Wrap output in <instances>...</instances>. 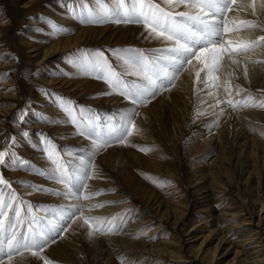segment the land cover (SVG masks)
I'll return each instance as SVG.
<instances>
[{
    "label": "rangeland",
    "instance_id": "rangeland-1",
    "mask_svg": "<svg viewBox=\"0 0 264 264\" xmlns=\"http://www.w3.org/2000/svg\"><path fill=\"white\" fill-rule=\"evenodd\" d=\"M29 1L31 0H8L12 7H15V9H18L21 12L20 15L15 16L19 41L30 40L31 42L39 44L45 50L50 48L52 44L60 40V38L66 39L77 37L80 33L81 36L85 35L84 37L92 40V42H88L89 44L80 46L81 48L77 47L74 49L63 50L57 55L53 56L52 59L50 58V61H45L42 66H39L35 62V59L24 52H21L23 56L21 58L20 47L15 46L11 42L7 43L6 45L4 53L10 56L12 61L15 63L13 67L7 70L5 76H0V84L3 82V80L6 79L5 81H7L10 79V77L15 73L17 65L20 62L25 61V67H27L32 74L23 73L20 77H18V80L22 84L25 91V96L15 100L0 99V150L7 149L9 154H16L15 160L9 159L7 163L0 165V176H2L4 180L11 182V189L15 191L17 196V201L14 202L13 209L8 210L9 216L13 217V219H0H4V235L7 236L9 231L12 230L10 225L16 223L15 207L18 203L19 207L21 208V216L19 217V223L15 229L16 231L20 232L21 234L28 235L29 237L32 235L33 231L44 230L48 232V243L45 245L42 252L34 250L38 251V254L33 256L31 252L22 250V256L16 254L13 255L11 264H44L45 260L51 261L52 264H98L95 262V253L91 249V244L94 243L96 236H117L122 228H126V226H128L129 222L127 223L124 221L125 219L123 217L116 220L111 219L113 224H120L118 231L107 234L95 232L94 234L90 235L89 232L91 230L89 226L83 222L85 217L81 216L80 213L77 212L76 208L74 207L75 204L69 203L65 204V206L63 205L59 207L49 203V200H46V198L52 197L55 193L63 194V192L66 191L64 185H61L59 189H57V184L59 183L48 178L53 172V169L56 167V165L53 164L49 159V153L54 151L55 156L59 157L62 163L69 168L79 164L81 157L88 159L90 153L93 152V146L90 139L79 134L80 129L84 128V123L81 122V117H83L85 122L89 121V118H92V120L100 126L99 130L101 133H107L111 129H119L121 125L124 124L122 116L125 113L133 112L130 110V107L133 104L128 99L117 94V92L110 88L104 80L97 79L95 73L86 74L85 71L79 67L76 61L84 52L101 50L105 53V56L109 59V62L119 70L121 62L113 50L135 49L144 52L148 57H160L165 56V52L162 51V49L165 48L164 46L166 44H171V42L162 41L161 39L155 38L154 35H149V32L145 29L143 24L115 23V18H113V20H105V22L98 24L83 22V20L87 18L88 10L91 9L95 12H102L104 9L114 7L116 0H32V4L28 7H25V3ZM162 6L167 7L166 5ZM3 8L4 5L0 1V15L2 14ZM259 9L260 12L258 11V15L264 20V10L262 8ZM175 10L178 11V9ZM62 16L68 18L70 22H72L71 26H67L58 20V17ZM84 29H89L90 31L87 34H82L80 31H83ZM244 29H258L264 36V27L247 29L243 28V30ZM97 34H102V37L99 41H97ZM110 40L121 41V44L110 47L103 46L104 42ZM262 43L264 46V41H262ZM152 46L153 48H149ZM184 70L179 73L178 77L174 79L172 84L168 85L166 88H161L154 96H148L145 100V103L139 105L140 108L143 107L153 111L151 113L152 118L149 123L150 126H153L152 130L154 132L161 134L160 132H162L161 128L163 126L167 127V129H169L171 132V139L168 140V145L172 152V156L165 154L163 148H161V145L157 141H153L151 144L147 141L145 142V136L143 135L144 131L138 125V115H135L133 116L135 128L132 129V135L128 136L124 143H118L115 140H112L110 142V146L103 148L99 152L95 153L94 156H92V161L95 165V167L92 169L93 172L100 171V165L105 164L104 166H108L107 161H102L101 159V157L107 153V156L110 155L108 157V161L109 159L114 161L115 173L124 174L131 170L133 173L137 174L138 177H140L148 186L155 188L162 198H171L181 201L184 205H193V203L197 201L196 197L186 195L182 189V186L178 185V183L175 182V179H164L158 174H153L138 169L137 165H129V163H131L129 149H134L147 158L152 156V153L159 152L157 154L158 159L174 163V166L170 169L179 167V162L177 160L182 162L185 160L183 163V169L184 172L189 175L188 177L197 180V183L202 184L203 182V185H207L206 180L202 179V177L205 176L204 174H207L209 167L214 162V159L216 158V152H207L201 154L197 158L189 157L191 156L192 151L198 148V143L204 135H216V132L226 125L227 117L224 110L220 112L212 111L209 105L203 104V99L196 97L195 93L188 87L185 91V98L187 99L184 102L178 100V96L183 95L182 93L180 94V89L183 86L181 85V81ZM30 75H34L35 80ZM52 76L71 80L73 86L70 87L66 85L64 87L65 90H61L57 88V86L50 85L48 84L47 80H49ZM126 79L133 80L137 79V77L128 76ZM79 83H83V86L79 87ZM0 88V90H3V87ZM255 91L264 92L260 88L255 89ZM5 92L6 94H9L12 92V89L9 88ZM166 92L167 99L165 101L167 103L164 108L166 113L164 117H162L163 119H161L156 117V112L159 110L161 105L158 103V100ZM39 97L42 99H39ZM46 97H50L49 104L51 105V110L49 112H43L39 110V106L45 105L41 104V102L42 100H45ZM69 101L72 103L71 116L67 111H65L64 108V102ZM106 105H108L109 108L113 107L111 111L114 112L111 114H106L101 120L99 119L97 110L99 107ZM10 107L15 108V114L12 119L6 120L3 118L5 116H1V114L3 115V111ZM190 108L191 112H189ZM243 108L245 107L241 106L235 110H241ZM170 109L172 110L170 111ZM176 109H178L180 112L181 120H185L186 118V124L183 127V131L181 128H176V125L174 124ZM261 109L264 110V108ZM59 110L61 111V117L58 118L60 120V126H68L70 128L69 132L52 135L34 128L35 124L39 121H44L47 125L52 124ZM111 115H114L117 120L112 118ZM22 116L23 119H21ZM73 116L77 118L75 123L73 122ZM4 122H6L5 126L2 125ZM248 125L249 128L246 129V135L242 133L239 135V144L243 145L248 138H257L258 140L264 142V125H260L257 122L248 123ZM137 129L139 131H137ZM146 130L150 131L147 128ZM71 136H76L82 140H87V146H81V144H79V148L75 149L71 145L67 144V141ZM13 138L15 141L14 145ZM153 138L157 137L153 136ZM32 141L38 143V151L36 153L27 154V152H29L28 148L30 147ZM176 141H179L180 145H177ZM215 146L217 149L219 144L216 143ZM141 148H151L153 150L145 153L144 151L140 150ZM41 153L45 154V160L39 162ZM24 157H28L27 160H24ZM128 159L130 162L127 161ZM249 162L250 160H248V158H243V163H241L239 168L245 171ZM37 163L41 164L42 166V168H38L40 173L39 171L36 172L38 174L37 178L39 177L40 179H16L15 176H11L13 172H28L26 168L27 165H34L35 167ZM123 164H125V166ZM100 172L98 173L100 174ZM99 177L100 180H108L102 174H100ZM43 180H49L51 184L46 185L42 182ZM129 184V181L127 180L125 182V186H128ZM24 188H29L33 193L21 195V189ZM117 188L118 187L116 185H108L106 188L102 189L103 194L93 197L95 200L102 198L105 199L100 202V204H103L104 206L98 207V209H102L106 206H117L119 204L131 202L132 199L128 198L127 195L119 196L120 193L117 192ZM133 189L136 191V194L139 193L138 195L141 196L139 188L135 189V187H133ZM33 194H43L44 197L42 199H35L36 197H30ZM31 198L32 200H29ZM228 203L229 201L225 200L222 204L214 206L215 210L212 212H207L201 215L194 214L195 210H193L187 215L186 220L181 222L179 228L183 231L187 230V227L189 226L192 227L198 224L197 227H199V229L193 233L194 235L198 234L197 237L199 239L195 237L197 239L193 240L192 242L196 248H199L202 242L199 235L202 236L207 233L209 228L214 229L217 226L218 219L216 218L218 211L221 208H225ZM210 207H213V205H210ZM193 208H195V206H193ZM124 209L131 211L128 208ZM70 212L76 213L74 222L66 219H60V216L58 215L59 213L67 214ZM137 217V213L132 214L130 220L132 221L133 225L135 223L137 224ZM207 219L211 220L209 222H205ZM49 220L60 225L61 227H66V230L57 232L49 231ZM121 221H123V223H121ZM136 224L134 225V228H137ZM159 224H161L160 220L149 223L147 226H142L141 228L137 229L140 231L137 239H148L149 234L152 232L151 230L157 227ZM136 228L133 229V231H136ZM173 235L174 234L172 231L166 232L164 234L162 233L155 236L154 242L158 243L164 239L169 240L173 237ZM214 244H212V246ZM0 259H4L6 263L9 264L6 255H0ZM161 259L158 262H150L149 264H161ZM185 260L187 259L179 258L177 262L178 264H187ZM142 261L143 259L139 260L136 264H141ZM102 262L105 263V260L102 259ZM118 264L127 263L120 260L118 261Z\"/></svg>",
    "mask_w": 264,
    "mask_h": 264
},
{
    "label": "bare ground",
    "instance_id": "bare-ground-1",
    "mask_svg": "<svg viewBox=\"0 0 264 264\" xmlns=\"http://www.w3.org/2000/svg\"><path fill=\"white\" fill-rule=\"evenodd\" d=\"M0 1L4 5L2 14L0 15V76H5L7 70L13 67L15 63L10 56L4 53L6 45L9 42L20 47L21 58L23 57L21 52H24L35 59V62L39 66H42L47 60L50 61V58L52 59L53 56L63 50L74 49L92 42V40L84 37L85 35L81 36L80 33L77 37L60 38V40L45 50L39 44L31 42L30 40L19 41L15 16L20 15L21 12L15 9V7H12L8 0ZM31 4L32 0L25 3V7ZM245 5H251V0H237V5H233V8L239 7L243 9ZM259 8V0H257V11L260 10ZM177 9L178 11L185 10L183 6ZM58 20L67 26H71L72 22L64 16L58 17ZM243 20H256L259 24L264 25V20L260 18L259 15L253 16L251 14L250 7L247 11L239 10L235 13L230 12L228 14L229 29L241 28V30L225 34V41H231L230 44H225L226 48L239 49L243 45L263 36L262 32L258 29L243 30V26L240 23ZM89 29H84L80 32L82 34H87L90 31ZM101 37L102 34L98 35L97 41H99ZM120 44L121 41L110 40L104 42L103 46L110 47ZM262 44L261 41L259 47H254L241 56H233L231 59H235L238 62L237 65H232L227 55L223 56V58L218 57V71L211 73V84L207 87L195 83L197 79L196 73L204 67L200 61L193 59L192 64L188 65L184 70L181 81V85L183 86L180 89V94L182 93L183 95H179L178 100L184 102L187 99L185 98V91L188 87L195 93L196 97L202 98V103L208 104L212 111L220 112L224 110L226 112V125L216 132V135H204L198 143V148L195 147L196 149L192 151L189 157L197 158L201 154L207 152H216L214 162L209 167L207 174H204L205 176L202 177V179L206 180L207 185H203V182L202 184L197 183V180L188 177L189 175H187L183 169L185 160L182 162L176 158L179 162V167L170 169L174 166V163L158 159L157 154L159 152H154L152 156L147 158L138 151L129 149V154L131 155V163H129L130 158L127 160L129 161V165H137L138 169L158 174L164 179H175V182L182 186L186 195L196 197L197 201L193 203V205H184L181 201L171 198H162L155 188L148 186L131 170L124 174L115 173L114 161H112V159L108 161L110 155L107 156L105 152V155H103L101 159L102 161L106 160L108 166H104L105 164L100 165L101 172H98L104 175L108 180H100V174L94 172V178L87 182L89 188L92 191H99L106 188L108 185H116L118 187L117 192L120 193H118L119 196L127 195L128 198L132 199L131 202L98 209V207H93V205L100 204L101 201L105 200L104 198L98 200L91 198L87 201L81 199L77 201L75 198H68L63 194L58 195L56 193L52 197H45L46 200H49V203L59 207L69 203L75 205L79 204L83 211L82 216L85 218L104 217L116 220L123 217L125 219L124 221L127 223L129 222L128 226L122 228L117 236H96L94 243L91 244V249L95 253L96 263L118 264V261L122 260L127 264H136L139 260L143 259L141 264H149L150 262H158L162 258L161 264H178L177 260H179V258H185L187 259L185 260L187 264H264V142L257 138H248L245 143L243 142L244 144L242 143L243 145L239 144V135L241 133L246 135V129L249 128L248 123L257 122L260 125H264V110L259 107H245L241 110H234L226 103L217 106L213 96L207 94L209 91H212L215 95L217 89L214 86L223 85L225 81H228L232 89L231 98L233 101L244 99L249 94L251 96H261L260 98H264V92L255 91V89L258 88L264 91V46ZM167 46H171V44H166L164 47ZM149 48H153V46ZM166 55H168L167 52H165V56ZM24 62H20L17 68L15 67L16 71L9 80L5 81V79L1 82L0 87H3V90H0V99L15 100L25 96V91L18 77L23 73H32L25 67L26 65H24ZM245 66H247L248 70L247 79L244 76ZM30 76L33 77V79L35 78L34 75ZM201 76L203 77V72H201ZM47 82L50 85L57 86V88L61 90H65L64 87L66 85L70 87L73 86L71 80H67L66 78L61 79V77L59 78L56 76H52ZM236 85H239L240 88L244 90L239 96L236 95ZM82 86L83 83H79V87ZM9 88L12 89V92L6 94L5 91ZM216 98H226L223 88L219 90V95H216ZM39 99L42 98L39 97ZM49 99L50 97H46L45 100H42L41 104L45 105L39 106L40 111L49 112L51 110ZM166 99L167 92L158 100V103L161 105L160 107L158 106L159 110L157 109L156 117L161 119H163L162 117H164L166 113V110H164L167 103L165 101ZM112 109L113 107L109 108L108 105L99 107L97 110L99 119L102 120L103 116L106 114L113 113L114 111H111ZM172 109H170V111ZM14 110V107H10L3 111V115L1 114V116H5L3 118L6 120L12 119L15 114ZM130 110L139 112L137 122L139 127L144 131L143 135L145 136V142L147 141L151 144L153 141H157L161 145V148H163L165 154L172 156V152L168 145V140L171 139V132L169 129L163 126L161 128L162 132L159 134L152 130L153 126H150L149 122L151 121V113L153 111L143 107L140 108L139 105H132ZM189 112H191V108ZM59 117H61L60 110L52 124L47 125L44 121H39L35 124L34 128L52 135L69 132L70 128L68 126H60ZM111 117L116 119L114 115H111ZM180 118V112L176 109L174 124L176 128H181L183 131L186 118L185 120H181ZM2 125L5 126L6 122ZM146 128L150 131H147ZM153 136L157 138H153ZM216 143L219 144L217 149L215 146ZM67 144L76 149L79 148V144H81V146H87V140L71 136ZM176 144L180 145L179 141H176ZM28 150L29 152H27V154L36 153L38 151V143L32 141ZM44 155V153H41L39 162L45 160ZM27 158L24 157L23 159L27 160ZM243 158H248V160H250L245 171L239 168L241 163H243ZM38 163L35 167L34 165L25 166L28 172H13L11 176H15L16 179H40L39 177L37 178L38 174L36 172L39 171L40 173L38 168H42V166ZM123 165L125 166V164ZM127 180L130 184L125 186ZM42 182L46 185L51 184L49 180H43ZM61 185L62 184H57V189H59ZM133 187H135V189H140L141 196L138 195V192V194H136ZM30 193L33 192L29 188L21 189V195ZM33 195L30 197H36L35 199H42L44 197L43 194ZM29 200H32V198ZM225 200H228L229 203L225 208H221L218 211L216 218L218 219L217 226L214 229L209 228L207 233H203L204 235H199L202 242L199 248H196L192 242L198 238V234L194 235L193 233L199 229V227H197L198 224L187 227L185 231L180 229L179 225L186 220L187 215L193 210H195L194 214L196 215L212 212L215 210L214 206L222 204ZM210 205H213V207H210ZM193 206H195V208H193ZM124 208H128L131 211H127ZM134 213L138 215L137 224L135 223L137 226V228L135 227L136 231H133V229H135V224L133 225L130 220ZM158 220L161 221V224L151 230L152 232L149 234L148 239H137L140 232L137 229ZM210 220L211 219H207L205 222H209ZM169 231H172L174 234L171 239H164L158 243L154 242L155 236ZM63 244L65 245L64 242ZM212 244L214 245L212 246ZM102 259L105 260V263L102 262ZM5 264H7L6 261Z\"/></svg>",
    "mask_w": 264,
    "mask_h": 264
},
{
    "label": "snow or ice",
    "instance_id": "snow-or-ice-1",
    "mask_svg": "<svg viewBox=\"0 0 264 264\" xmlns=\"http://www.w3.org/2000/svg\"><path fill=\"white\" fill-rule=\"evenodd\" d=\"M233 5H237V0H116L114 7L104 9L102 12L90 9L87 12V18L83 20L85 23L98 24L115 18V23L143 24L149 35H154L155 38L162 41L171 42V46L162 49L168 55L160 57H148L144 52L135 49L113 50L121 62L119 70L109 62L101 50L84 52L76 62L86 74L95 73L97 79L104 80L110 88L128 99L133 105L144 104L148 96H154L158 90L172 84L179 73L192 64L193 59L204 65L196 73L195 83L207 87L211 84V73L218 71V57L223 58L227 55L231 64L237 65L238 62L231 59L233 56H241L252 48L259 47L260 42L264 41V36H260L239 49L225 47L226 43H231V41H225V34L241 30V28L229 29L228 14L230 12L247 11L250 7L251 14L258 15L257 0H251V5H245L243 9L233 8ZM181 6L185 8L184 11L175 10ZM259 6L264 9V0H259ZM240 23L243 28L264 27L255 20H243ZM201 72H203V77ZM128 76H134L137 79H126ZM244 76L246 79L248 78L247 66L244 69ZM214 87L217 89V93L214 95L212 91H209L207 94L213 96L217 106L226 103L234 110L241 106L264 108V98L253 97L250 94L244 99L233 101L231 98L232 89L228 81ZM221 88H223L225 99L216 98ZM235 89L237 96L244 91L239 85H236ZM64 108L71 116L72 103L64 102ZM135 115H139V113L135 111L125 113L122 116L124 124L119 129L114 128L107 133H101L100 126L92 118L85 122L81 117L84 128L80 129L79 134L91 140L93 152L90 153L88 159L81 157L79 164L71 168L65 166L59 157L55 156L54 151L49 153V159L56 167L48 178L65 186L66 191L63 192L65 197L75 198L77 201L81 199L87 201L103 194L102 190L92 191L87 183L95 176L92 171L95 167L92 156L110 146L112 140L124 143L127 137L132 135V129L135 128L133 119ZM76 119L73 116L74 123ZM137 131L139 130L137 129ZM14 143L13 138V145ZM140 150L147 153L153 149L141 148ZM9 159L15 160L16 154H9L7 149L0 150V165H4ZM16 201L17 196L11 189V182L0 176V218L13 219L9 216L8 210L13 209V204ZM103 206V204L93 205V207ZM74 207L82 216L83 211L80 205L77 204ZM58 215L60 219L71 222H74L76 218L75 212L59 213ZM20 216L21 208L17 203L15 207L16 223L10 225L12 230L7 236L4 235V219H0V255H6L9 264H11L14 254L22 256L23 251H29L33 256H36L38 251L42 252L48 243V232L44 230L33 231L30 237L16 231ZM83 222L89 226L90 235L95 232L113 233L120 227V224H113L111 219L104 217H88ZM48 224L51 232L66 230V227H61L51 220L48 221ZM0 264H5V260L0 259ZM44 264H52V262L45 260Z\"/></svg>",
    "mask_w": 264,
    "mask_h": 264
}]
</instances>
